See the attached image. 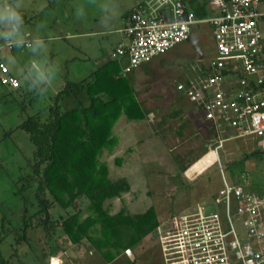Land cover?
Here are the masks:
<instances>
[{
	"label": "rangeland",
	"instance_id": "rangeland-1",
	"mask_svg": "<svg viewBox=\"0 0 264 264\" xmlns=\"http://www.w3.org/2000/svg\"><path fill=\"white\" fill-rule=\"evenodd\" d=\"M145 1L120 0L118 20L105 30L99 27L98 10L86 0H22V12L29 29L26 35L30 37L37 24L44 25L40 34L49 42V57L61 65L55 91L60 89L62 82L66 83L65 80L79 82L88 78L105 62L111 50L123 40L119 29L125 26V15ZM78 4L85 6L86 15L82 20H76L74 15ZM91 31L94 34L90 36H65ZM205 53L213 54L212 30L208 26H199L191 40L132 72L119 71L118 76L128 77L140 98L152 108V113L140 123L116 122L113 131L119 142L115 150H106L101 156L109 166L111 178L125 177L131 184L128 192L106 202L111 213L125 208L128 213L136 214L153 206L161 221L171 214L190 210L198 203L204 205L207 212L221 211L222 207L215 203L214 197L222 187L224 177L229 183L244 185L255 193L262 191L264 153L256 142L231 139L230 131H225L224 135L217 133L204 122L195 104L176 91L178 82L191 80L193 66L199 67L197 58L207 61ZM8 56L16 57L14 65L5 61L23 82L21 74L31 58L30 53L15 49L6 53L5 57ZM53 94L44 98L37 96L34 100L24 99L21 91L0 82V234H3L0 249L8 264H87V248L94 247L88 240L80 245L72 243L60 224L48 233L44 226H39L36 218L31 220L27 240L18 241L19 236L14 230L23 226L25 207L32 208L31 214L34 212L33 188H36L35 182L22 179L32 174L29 159L33 145L25 131L15 132L14 129L19 122L37 112L42 111V117H47ZM71 105L69 102L67 107ZM223 138L230 140L219 149L220 163L214 149L217 141ZM23 185L24 194H21ZM77 204L74 212L81 209L82 218L90 214L87 203L79 201ZM52 214L60 220V214L69 213L56 208ZM3 217L6 221L2 232ZM233 220L241 232V220L235 213ZM19 234L23 236L22 229ZM157 244L154 233L149 234L135 246L138 254L135 263L122 258L115 262L104 260V264H160ZM56 248L59 250L54 258L47 255Z\"/></svg>",
	"mask_w": 264,
	"mask_h": 264
},
{
	"label": "built area",
	"instance_id": "built-area-1",
	"mask_svg": "<svg viewBox=\"0 0 264 264\" xmlns=\"http://www.w3.org/2000/svg\"><path fill=\"white\" fill-rule=\"evenodd\" d=\"M206 7L208 14L198 17L188 0L137 4L125 17L123 40L110 58L126 74L191 40L197 27H210L213 54L205 53L207 61L197 58V74L178 82L176 91L200 108L217 133L256 142L264 153V0H206ZM14 49L0 47V82L16 90L21 80L5 61ZM228 140L217 141L220 163L219 149ZM214 198L221 211L207 212L198 203L160 221L154 237L164 264H264V186L255 193L224 177ZM124 254L131 257L132 248Z\"/></svg>",
	"mask_w": 264,
	"mask_h": 264
},
{
	"label": "trees",
	"instance_id": "trees-1",
	"mask_svg": "<svg viewBox=\"0 0 264 264\" xmlns=\"http://www.w3.org/2000/svg\"><path fill=\"white\" fill-rule=\"evenodd\" d=\"M188 2L198 17L208 14L206 0ZM119 71L120 63L109 57L88 78L67 81L47 108V117H42V111L37 112L15 126L14 131H25L33 145L29 159L32 174L22 179L36 183L35 210L31 214L32 208L25 207L23 226L14 229L18 241L27 240L31 220L36 218L48 233L60 224L75 245L88 240L106 262H112L126 248L139 245L160 224L153 206L136 214L125 208L111 213L106 206L108 200L131 189L127 178H111L107 162L101 160L103 153L115 150L119 142L114 125L121 116L129 121H144L150 114L128 77L118 76ZM16 90L22 92L24 99L37 97L26 90L25 84ZM69 101L71 107H67ZM20 189L24 194V185ZM24 201L28 202L26 198ZM79 201L88 205L90 214L85 218L81 217V209L74 212ZM56 208L69 214H60L58 220L52 214ZM5 221L3 217L2 232ZM21 229L23 236L19 234ZM2 240L1 233L0 244ZM53 249L48 256L58 253L59 248ZM0 264H8L1 249Z\"/></svg>",
	"mask_w": 264,
	"mask_h": 264
},
{
	"label": "clouds",
	"instance_id": "clouds-1",
	"mask_svg": "<svg viewBox=\"0 0 264 264\" xmlns=\"http://www.w3.org/2000/svg\"><path fill=\"white\" fill-rule=\"evenodd\" d=\"M86 3L99 12V27L109 29L118 20L120 0H86ZM22 0H0V47L15 48L18 52L27 50L31 58L22 72L23 82L27 91L44 98L55 92L56 81L61 72L58 61L49 57V42L41 33L45 27L37 24L29 31L22 12ZM76 20L85 18V6L75 7ZM9 64L16 63V57H5Z\"/></svg>",
	"mask_w": 264,
	"mask_h": 264
},
{
	"label": "crops",
	"instance_id": "crops-1",
	"mask_svg": "<svg viewBox=\"0 0 264 264\" xmlns=\"http://www.w3.org/2000/svg\"><path fill=\"white\" fill-rule=\"evenodd\" d=\"M134 8V7H133ZM132 10V9H131ZM130 10V11H131ZM128 15V13L125 15V17ZM125 17H124V19H125ZM124 27V26H123ZM119 30H121V28L119 29ZM94 34V32H84V33H68L67 35H65V36H68V37H75V36H77V35H81V37H83V36H90V35H93ZM123 39V38H122ZM122 41V40H121ZM120 41V42H121ZM160 57V56H159ZM103 63H104V61H103ZM102 63V64H103ZM144 65H146V64H144ZM197 73H194V75H196ZM192 76V77H195V76ZM21 80V79H20ZM66 81V83H67V80H65ZM21 82H22V80H21ZM63 83L64 82H62V84H60L59 85V87L58 88H60V89H57L55 92H54V94H53V97L59 92V90H61L63 87H64V85L66 84V83H64V85H63ZM24 84V82H22V85ZM184 99V98H183ZM186 99V98H185ZM188 100V99H187ZM144 101V100H143ZM70 103H72L71 101H69ZM145 102V101H144ZM145 104L147 105V107L150 109V114L152 113V108L145 102ZM196 106V105H195ZM196 108H197V110H198V113L200 114V116H201V118L204 120V122H207L205 119H204V117H203V114H202V112H201V110H200V108L199 107H197L196 106ZM121 118V117H120ZM127 119L125 118V117H123L121 120H118L117 122H121V121H126ZM128 121V120H127ZM130 122H134V123H140L141 121H139V122H137V121H130ZM209 124V123H208ZM212 128V127H211ZM210 151H212V150H210ZM214 152H215V154H216V150L214 149ZM157 247V251H158V253H159V256H160V258H161V263L160 264H164L163 263V259H162V257H161V253H160V250H159V247H158V245L156 246ZM88 249V252L86 253V255H88V258L86 259V263L87 264H104V258L99 254V252L97 251V249L96 248H94V247H92V248H87ZM132 250H133V258L132 257H129V256H127V255H125L124 253H121V255H119L116 259H124V260H126V261H129V262H132V263H135L137 260H138V254H137V251H136V248L135 247H133L132 248ZM53 258L55 257V256H52ZM115 259V260H116ZM115 260H113L112 262H115ZM75 264H77L76 262H75Z\"/></svg>",
	"mask_w": 264,
	"mask_h": 264
},
{
	"label": "bare ground",
	"instance_id": "bare-ground-1",
	"mask_svg": "<svg viewBox=\"0 0 264 264\" xmlns=\"http://www.w3.org/2000/svg\"><path fill=\"white\" fill-rule=\"evenodd\" d=\"M216 154H217V152H216Z\"/></svg>",
	"mask_w": 264,
	"mask_h": 264
}]
</instances>
